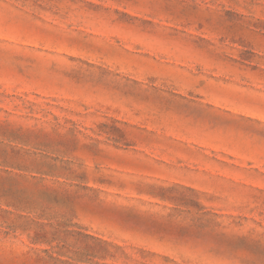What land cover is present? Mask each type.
I'll return each mask as SVG.
<instances>
[{"label": "rangeland", "instance_id": "1", "mask_svg": "<svg viewBox=\"0 0 264 264\" xmlns=\"http://www.w3.org/2000/svg\"><path fill=\"white\" fill-rule=\"evenodd\" d=\"M0 264H264V0H0Z\"/></svg>", "mask_w": 264, "mask_h": 264}]
</instances>
